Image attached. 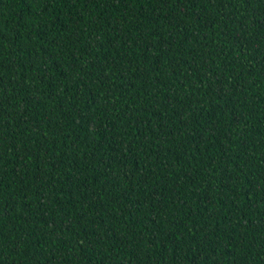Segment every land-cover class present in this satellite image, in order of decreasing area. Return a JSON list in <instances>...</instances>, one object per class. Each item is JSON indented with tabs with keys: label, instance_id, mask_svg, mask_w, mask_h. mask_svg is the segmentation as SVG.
Returning <instances> with one entry per match:
<instances>
[{
	"label": "trees",
	"instance_id": "obj_1",
	"mask_svg": "<svg viewBox=\"0 0 264 264\" xmlns=\"http://www.w3.org/2000/svg\"><path fill=\"white\" fill-rule=\"evenodd\" d=\"M0 264H264V0H0Z\"/></svg>",
	"mask_w": 264,
	"mask_h": 264
}]
</instances>
